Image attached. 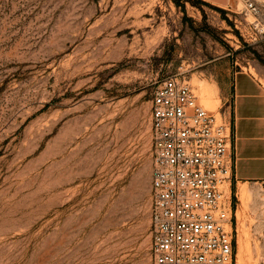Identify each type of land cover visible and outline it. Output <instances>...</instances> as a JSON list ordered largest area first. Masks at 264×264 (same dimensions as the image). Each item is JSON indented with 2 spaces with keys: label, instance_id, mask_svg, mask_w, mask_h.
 Wrapping results in <instances>:
<instances>
[{
  "label": "rangeland",
  "instance_id": "obj_1",
  "mask_svg": "<svg viewBox=\"0 0 264 264\" xmlns=\"http://www.w3.org/2000/svg\"><path fill=\"white\" fill-rule=\"evenodd\" d=\"M241 9L0 0V264H152L154 89L184 77L230 121L234 72L264 83V47ZM233 203L236 264H264V183Z\"/></svg>",
  "mask_w": 264,
  "mask_h": 264
},
{
  "label": "built area",
  "instance_id": "obj_2",
  "mask_svg": "<svg viewBox=\"0 0 264 264\" xmlns=\"http://www.w3.org/2000/svg\"><path fill=\"white\" fill-rule=\"evenodd\" d=\"M239 1L264 47V15L255 0ZM150 120L152 264H236L230 121L178 75L157 83Z\"/></svg>",
  "mask_w": 264,
  "mask_h": 264
},
{
  "label": "crops",
  "instance_id": "obj_3",
  "mask_svg": "<svg viewBox=\"0 0 264 264\" xmlns=\"http://www.w3.org/2000/svg\"><path fill=\"white\" fill-rule=\"evenodd\" d=\"M228 8L234 0H205ZM230 122L235 159L232 188L241 192L252 181L264 183V83L247 70H236L231 81Z\"/></svg>",
  "mask_w": 264,
  "mask_h": 264
},
{
  "label": "bare ground",
  "instance_id": "obj_4",
  "mask_svg": "<svg viewBox=\"0 0 264 264\" xmlns=\"http://www.w3.org/2000/svg\"><path fill=\"white\" fill-rule=\"evenodd\" d=\"M204 102H205L206 105H208V106L211 105V104H210L211 101H210V99L207 98V97H206V99L204 98ZM240 194H241V199H242V201H244L245 198H246V196H247V188H246V187H242V188H241V192H240ZM238 243H239L240 256H241L243 250H245V248H246V241L244 240V236H243V234L238 235ZM241 257H242V256H241ZM241 259H242V258H241ZM241 259H240V260H241Z\"/></svg>",
  "mask_w": 264,
  "mask_h": 264
}]
</instances>
